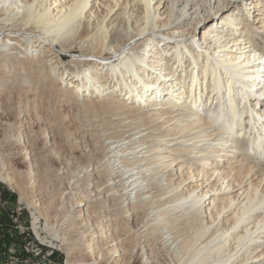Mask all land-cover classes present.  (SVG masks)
Returning <instances> with one entry per match:
<instances>
[{
  "label": "bare ground",
  "instance_id": "obj_1",
  "mask_svg": "<svg viewBox=\"0 0 264 264\" xmlns=\"http://www.w3.org/2000/svg\"><path fill=\"white\" fill-rule=\"evenodd\" d=\"M253 30L264 33V0H0L5 113L29 83L102 127L103 177H75L89 185L74 201L84 214L66 231L43 227L75 251L66 264H264V49ZM0 165V182L22 191Z\"/></svg>",
  "mask_w": 264,
  "mask_h": 264
},
{
  "label": "rangeland",
  "instance_id": "obj_2",
  "mask_svg": "<svg viewBox=\"0 0 264 264\" xmlns=\"http://www.w3.org/2000/svg\"><path fill=\"white\" fill-rule=\"evenodd\" d=\"M253 32L260 35L258 42L264 49V33L258 30ZM61 57L65 64L72 59L69 54L62 53ZM27 85L29 83L19 87L17 85L12 90L6 100V103L10 104V113L6 114L5 108L0 105V158L10 163L17 179L20 180L19 183L23 184L21 191L13 185L0 182L1 264L7 263L9 249H16L19 252L24 243L32 239L29 228L33 217H38V230L41 228L44 233L46 224L52 225L54 230L61 228L66 231L70 217H82L84 213L76 212L74 201L76 194L79 197L83 189V194L88 193L89 185L75 180L76 176L83 179L85 177L83 172L87 170L89 175L95 173L103 177L101 172L104 167L103 148L97 141L98 132L102 129L98 125L99 119L91 114L92 117L89 114L87 116L83 110L69 106L62 98L48 100L49 94L45 93L42 96L39 92H32ZM209 95L208 92L207 97ZM258 99L264 100V97ZM256 100L252 99L255 102ZM20 112L21 118H18L17 114ZM0 172L5 175L7 171L0 165ZM28 202L35 205L34 210L27 206ZM74 222L76 227L80 226L78 224L80 220ZM129 227L132 232L134 224L129 222ZM19 228L27 229L30 236H26L27 232L19 233ZM69 235L71 247L77 248L79 235L76 233ZM56 249L52 264H66V261L79 260L74 258V250L66 255L63 246ZM84 259L90 262L88 258ZM165 259L166 257L161 255V260Z\"/></svg>",
  "mask_w": 264,
  "mask_h": 264
},
{
  "label": "built area",
  "instance_id": "obj_3",
  "mask_svg": "<svg viewBox=\"0 0 264 264\" xmlns=\"http://www.w3.org/2000/svg\"><path fill=\"white\" fill-rule=\"evenodd\" d=\"M29 229L32 239L25 242L19 252L16 249H9V259L6 264H52L53 254L60 243L52 239L47 232H39L36 224L34 229L33 222L30 223ZM25 232L27 229L19 228V233L24 234ZM26 236H30L28 232Z\"/></svg>",
  "mask_w": 264,
  "mask_h": 264
}]
</instances>
